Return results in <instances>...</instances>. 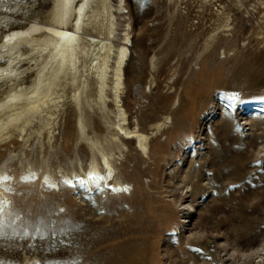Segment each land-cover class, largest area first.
Segmentation results:
<instances>
[{
    "label": "rangeland",
    "instance_id": "obj_1",
    "mask_svg": "<svg viewBox=\"0 0 264 264\" xmlns=\"http://www.w3.org/2000/svg\"><path fill=\"white\" fill-rule=\"evenodd\" d=\"M171 3L127 0L134 40L124 98L130 116L137 114L147 126L172 111L173 80L180 94L171 132L153 142L155 159L143 162L140 149L130 145L132 154L121 166L130 182L125 192L107 183L65 186L58 168L70 167L64 153L59 159L45 156L59 187L43 178L25 182L19 170L0 213V264H264V42L255 36L261 15L233 8L235 29L204 51L203 34L216 7L202 9L200 0H188L186 7ZM47 5L3 0L0 38ZM179 10L188 12V28L198 27L194 44L180 31ZM160 50L158 68L147 67V54ZM149 71L159 79L156 86H149ZM62 118L58 149L73 130V119ZM10 143L1 146L2 153L13 148ZM28 158L41 176V155Z\"/></svg>",
    "mask_w": 264,
    "mask_h": 264
},
{
    "label": "bare ground",
    "instance_id": "obj_2",
    "mask_svg": "<svg viewBox=\"0 0 264 264\" xmlns=\"http://www.w3.org/2000/svg\"><path fill=\"white\" fill-rule=\"evenodd\" d=\"M169 1L175 8L178 3L186 7L188 0ZM47 2L42 11L30 14L28 22L12 24L9 32L0 38V148L13 142L12 150L2 153L0 149V172L12 178L0 183V200L11 199L12 191L4 192L3 188L9 187L19 170L21 177L34 172L35 178L31 181L43 178L45 182L47 178L48 184L59 187L50 170L49 158L45 156L59 159L62 153L70 167L58 163L59 172L70 184L77 185L83 179L90 188L93 184L107 183L113 190L125 192L123 189L128 190L130 182L122 178L121 166L132 151L130 145L135 150L140 149L137 152L143 154V162L155 159L153 142L171 132L173 106L177 97V110L180 94L174 89L173 80L169 85L173 95L168 101L172 111L164 112L156 120L147 118V126L142 127L138 115L132 118L124 103L128 93L126 69L131 63L134 44L127 0ZM205 4L216 7V13L203 34L204 51L214 50L221 37L235 29L233 8L261 15L257 26L260 30L255 36L259 42H264V0H200L202 9ZM247 6H251V10ZM173 14L171 12L170 20ZM175 16L181 21L183 37L194 44L199 31L193 23L189 28L186 26L188 12L179 10ZM163 38L166 39L167 34ZM223 52L227 53L225 49ZM163 53L160 50L147 54V67L157 69ZM197 58L198 55L194 60ZM147 74L149 86H156L159 81L156 73ZM133 89L140 93L136 79ZM65 115L73 119V130L58 149ZM131 115L134 114L131 112ZM97 119L102 124L101 129L96 126ZM164 147L165 143L160 145L159 153H163ZM34 152L41 155V164L45 166L41 176L28 158ZM90 173H95L92 180L88 179Z\"/></svg>",
    "mask_w": 264,
    "mask_h": 264
},
{
    "label": "snow or ice",
    "instance_id": "obj_3",
    "mask_svg": "<svg viewBox=\"0 0 264 264\" xmlns=\"http://www.w3.org/2000/svg\"><path fill=\"white\" fill-rule=\"evenodd\" d=\"M0 3H3V0H0ZM229 99H232L231 97H229ZM95 177V173H90L88 179L92 180ZM35 178V173H30L29 175H24L21 177V179L25 182L34 179ZM10 179H12L11 177H9L6 174H3L2 172H0V183L3 182H7ZM99 179H103V177H99ZM45 183H48L47 178L45 179ZM64 183L66 184H70L71 181L65 180ZM79 185L81 187H84L86 184V181L81 179L80 181H78ZM50 187H54L55 185L49 184ZM124 191H126L127 189H123ZM4 192H8L11 191V189L9 187H4L3 188ZM114 191H121V189H114ZM8 206V201L6 200H0V213H2L4 211V209ZM61 211H63V209H61ZM5 225L3 223V221H0V238H3V236L5 235L3 229H4Z\"/></svg>",
    "mask_w": 264,
    "mask_h": 264
}]
</instances>
